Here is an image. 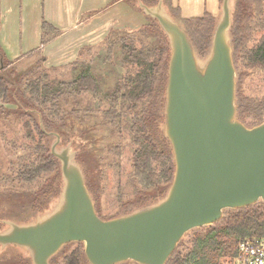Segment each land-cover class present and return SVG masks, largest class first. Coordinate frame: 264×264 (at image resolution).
I'll return each mask as SVG.
<instances>
[{
	"label": "water",
	"instance_id": "obj_1",
	"mask_svg": "<svg viewBox=\"0 0 264 264\" xmlns=\"http://www.w3.org/2000/svg\"><path fill=\"white\" fill-rule=\"evenodd\" d=\"M232 1L222 0L204 57L164 0L153 6L138 1L170 46L162 131L175 174L165 196L103 219L77 152L42 126L54 138L50 153L60 163L61 191L33 221H2V250L15 246L32 264H51L65 247L80 243L89 264H167L189 232L214 226L226 211L264 203V120L250 128L238 118Z\"/></svg>",
	"mask_w": 264,
	"mask_h": 264
},
{
	"label": "rangeland",
	"instance_id": "obj_2",
	"mask_svg": "<svg viewBox=\"0 0 264 264\" xmlns=\"http://www.w3.org/2000/svg\"><path fill=\"white\" fill-rule=\"evenodd\" d=\"M55 1L51 0L53 3L51 6L49 0H3L2 2L5 43L11 45V48L19 52V56L22 55V57L10 61L0 46V69L2 65L4 66V71L1 74L13 82L11 93L14 100L10 104H4L0 100V106L4 107L0 111V229L5 228L2 221L17 223L33 221L39 212L45 209L43 208L44 204L48 203L49 208L59 196V194L56 196L49 193L41 194L52 181L57 188L61 184V167L57 161L49 166V172L33 182L27 183L18 177L25 164L29 163L31 159L36 160L34 141L42 145L51 155L50 149L54 138L47 134L39 136L35 126L40 128L43 126L46 131L59 134L61 137L60 146L72 145L73 150L77 152L78 162L89 174V187L96 192L97 212L103 219H110L121 215L125 210H130L129 205L136 198L135 188H143L139 178L133 176V153L136 146L132 142L131 134L125 129L126 122L131 120L129 113L123 114L122 134H119L115 126L103 119L102 113L110 108L109 102L104 99L97 100L87 93L62 102L61 107L65 112L61 111L59 115L46 113L44 116L40 111L39 104L26 109L15 102L17 94L25 87L23 86L25 80L31 79L33 75L30 73L37 70L39 55H43L40 52H35L39 49H34L39 44L41 36L39 22L43 19L45 10L54 11ZM131 1L137 6L136 0ZM22 4L23 7H21ZM221 4L222 0L220 6ZM232 7L234 20L232 40L234 63L238 76L237 91L253 101H264V71H250L243 66V60H241L242 54L257 45L264 34L263 28L260 27L261 19L257 21L254 18L250 23L251 31L246 37L248 40L244 44V49H246L244 51L238 47V40L243 35L239 30L244 27L242 18L244 0H233ZM262 7L264 8V0ZM220 10L217 14L207 12L199 17L182 20L202 57L210 49L214 30L213 28L212 31H209L205 21L213 19L215 27ZM146 18L148 23H152L151 19ZM188 20H195L197 26L196 24L188 25ZM248 23L246 24L248 25ZM160 40L163 41V38L150 34L146 43H157ZM107 47V41H104L100 45L84 49L80 57L73 62L74 64L50 68L44 64V67L49 70L45 71L40 68V72L48 73L53 80L71 82L86 67L90 66L93 73L99 76L102 92L110 93L114 90L119 79L126 74V68L122 63L121 44L116 45L109 61L106 60ZM20 93H22L21 100L26 101L27 94L24 90ZM251 121H253L251 117L247 119V123ZM163 123L159 125L161 130ZM27 124H29L28 128ZM48 124H57V126L50 128ZM29 130L33 132L34 138L30 137ZM203 229L205 228L196 229L186 234L177 249L186 253L193 232ZM77 248H80L85 256V246L80 243H72L55 258L54 264H63V258ZM0 264L32 263L22 249L9 246L5 250L0 247Z\"/></svg>",
	"mask_w": 264,
	"mask_h": 264
},
{
	"label": "trees",
	"instance_id": "obj_3",
	"mask_svg": "<svg viewBox=\"0 0 264 264\" xmlns=\"http://www.w3.org/2000/svg\"><path fill=\"white\" fill-rule=\"evenodd\" d=\"M138 1L148 6L156 5L158 2V0H136V2ZM262 3L263 0H244L242 14L244 27L239 30L243 35L238 40V47L244 51L246 50L244 44L248 40L246 37L251 31L250 23L254 18L257 21L261 19L260 27L263 28L264 32ZM139 10L141 11V9ZM151 22L136 32L114 30L106 38L105 41L108 45L106 60H110L114 48L120 43L122 63L126 68V74L119 79L112 92H102L99 76L93 73L90 66L86 67L71 82L51 79L48 73L40 72V68L45 69V71L49 69L44 67L46 58L38 54L40 57L37 60V70L30 73L33 75L31 79L25 80L23 85L25 87L19 91L15 101L26 109L39 104L40 111L44 116L46 113L59 115L61 111L65 112L61 107L62 102L87 93L97 100L104 99L109 102L110 108L102 113L103 119L115 126L119 134H122L123 114L127 112L131 115V120L126 122V128H124L131 134L132 142L136 146L133 153V176L139 178L143 188H135L136 198L129 205L130 210H125L122 214L163 198L175 174L171 146L159 127L164 122L170 46L158 23L153 19ZM205 22L208 30L212 31L214 28L213 19ZM195 24V20H188V25L194 26ZM61 34L59 29L43 21L42 46L56 40ZM150 34L162 37L163 41L146 43ZM35 52L42 53L41 50ZM241 60H243V66L250 71H264V34L257 45L242 54ZM2 71H4L3 65L0 69V100L4 104H10L14 102L11 93L13 82L1 74ZM22 90L27 94L26 101L21 100L22 93L20 92ZM3 109L4 107L0 106V111ZM237 109L238 118L250 128L261 124L264 120V101H253L242 96L239 91H237ZM250 117L253 121L247 123V119ZM53 126H57V124H52L49 127L55 128ZM28 127L29 124H27ZM35 130L39 136L46 135L43 129L38 126H35ZM29 134L30 137L34 138L32 131L29 130ZM34 145L36 160L31 159L18 175L21 180L27 183L33 182L49 172V166L55 161L59 162L55 157L49 155V152L42 145L36 141H34ZM84 173L88 188L96 202V192L89 187V174L85 171ZM60 185L62 187V181ZM60 185L57 188L52 181L41 194L49 193L56 196L60 194ZM148 196L150 197L148 198ZM47 204L43 205L45 209L39 213L49 209ZM247 238H264V203L262 202L246 209L226 211L224 218L214 226L193 232L186 253L177 249L167 264H221L226 258L235 257L238 253L239 244ZM55 258L51 264H54ZM63 264L89 263L84 253L80 248H77L63 258Z\"/></svg>",
	"mask_w": 264,
	"mask_h": 264
},
{
	"label": "crops",
	"instance_id": "obj_4",
	"mask_svg": "<svg viewBox=\"0 0 264 264\" xmlns=\"http://www.w3.org/2000/svg\"><path fill=\"white\" fill-rule=\"evenodd\" d=\"M55 1V0H54ZM221 0H164L169 12L177 19L186 20L209 12L217 14ZM2 2H0L1 28L0 46L7 59L14 61L22 57L11 45L6 44L3 28ZM49 5H53L49 0ZM23 7V4L22 6ZM55 9L44 11L39 22L41 36L34 49L41 50L45 65L58 67L75 62L81 52L102 44L114 30L138 31L148 24L146 16L131 0H57ZM46 21L61 31V36L42 46V24Z\"/></svg>",
	"mask_w": 264,
	"mask_h": 264
},
{
	"label": "built area",
	"instance_id": "obj_5",
	"mask_svg": "<svg viewBox=\"0 0 264 264\" xmlns=\"http://www.w3.org/2000/svg\"><path fill=\"white\" fill-rule=\"evenodd\" d=\"M221 264H264V238H247L238 247L235 257L226 258Z\"/></svg>",
	"mask_w": 264,
	"mask_h": 264
}]
</instances>
